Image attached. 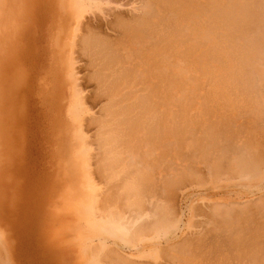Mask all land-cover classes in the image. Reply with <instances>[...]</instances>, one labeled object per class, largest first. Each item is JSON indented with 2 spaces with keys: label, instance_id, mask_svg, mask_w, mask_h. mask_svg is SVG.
<instances>
[{
  "label": "rangeland",
  "instance_id": "374dc122",
  "mask_svg": "<svg viewBox=\"0 0 264 264\" xmlns=\"http://www.w3.org/2000/svg\"><path fill=\"white\" fill-rule=\"evenodd\" d=\"M157 1H155V11L161 9L160 7L165 8L170 2H173L175 6L169 4L171 7L173 6L172 10L180 12L175 15V11V14L170 15L171 9L169 13L168 10L171 7H166L167 12L165 11L164 14L168 20L170 21L174 15V19L176 18V20L170 21V25H167L169 32H167V27H161L160 24H158L159 26L155 25L157 11L154 12L156 18L153 16L151 20V22L154 21L152 22L154 28L153 26L152 29L150 28V34L153 36V41L150 38L151 48L153 46L154 48L160 47V49L157 48V52H159L164 47H171L170 49L175 47L174 54L168 51L171 54L168 53L171 57H169L171 81L167 96V98L169 97L167 101H169L167 102L161 97L160 91L155 93L154 97L152 94L149 97L150 87L147 84H145L147 87L142 86L146 87L148 91H145L141 85L137 86L136 89L139 91L135 92L136 96L139 93H146V97H149L145 99L146 104L143 106V110L148 108V111L145 110V114L148 116L146 117L143 111L144 115L141 113L137 118L139 121L133 122L127 127L131 133L128 135V130L125 131L127 138L125 141L129 142L128 145L133 148L127 146L124 153L120 154V158L124 160L122 164H117L119 166L116 170L119 169L120 174L105 180L96 173L99 170L95 166L96 160L94 159L97 156L94 154L96 148L92 141L93 126H89L85 132L86 142L90 145L87 144L88 149L85 147L88 154H81L79 148L74 151L68 150L69 139L74 141L76 139L74 136H67L70 128L67 116L71 109L70 95L67 90L66 92L64 90L67 89V86L63 76L67 75V72L59 66L58 52L64 45L63 42H68L69 38L59 34L64 22L60 23L58 0H0V264H103V262H107L108 258L105 256L107 252L113 253L111 256L115 253L118 257L119 254L118 259L125 260L129 257L127 260L132 264H264V30L263 33L261 32L262 28L264 29V5H258L259 7L256 8L257 4L261 3L259 0H257L258 2L247 0L246 3L244 0H235L232 6L230 5L233 0H223L224 2L215 0V3L214 0H194L193 5L189 0H162L167 4L162 1L159 3L160 0ZM174 1H181L185 4L182 5L180 2V9L177 10ZM185 1L190 4L188 3L186 6ZM129 2L131 4L127 3L129 5L127 7H119V4L114 5L127 11L128 8L132 10V5L136 7L141 4L139 0H129ZM225 2H230L228 4L230 7L225 8L227 5V3L224 4ZM251 2H253L252 5H248ZM222 4H224L222 8L227 11L218 9L220 5L223 6ZM243 6L246 7L245 10L250 11H246V13ZM231 7L233 11L235 9L240 11L233 12L229 9ZM182 9L186 11L183 13V19L182 16H179L182 14ZM196 11L202 12V15L198 13L197 17ZM209 11H212L213 13H210L214 16L220 12L221 15L219 13L218 17L215 16L220 21L214 20V16H211ZM240 12L246 19L242 18ZM185 15L189 18L184 19ZM191 20H195L196 25L194 22L192 24ZM201 20L205 26L201 23L198 26L197 21L201 22ZM209 20L219 22H217L219 27L216 26L218 29L216 27L212 29L217 24L211 28L207 26L210 31L215 30L216 34L209 33V30L205 28L206 25H210V23L206 24ZM227 20L238 25L230 24ZM261 21H263L262 25ZM172 22L179 26H175ZM212 22L211 24H213ZM222 23L229 25V29H231V25L235 26L236 31L234 27L229 30V32L234 30L232 34L236 38L233 41L230 40L232 35H230L231 37L224 35L226 34L224 32L228 34V30L226 31L228 27ZM258 23H260L259 27L263 26L261 29L258 27ZM172 25L175 26V30L173 27L171 28ZM190 25L192 30L193 26H203L199 28L203 32L201 30V34L197 33L198 29L195 30V27V31H192L189 28ZM180 26L182 28L184 26L183 31L186 29L182 36L177 35L181 31ZM256 27L260 33L255 29ZM170 29L174 31L170 32ZM240 29L243 32V29L246 30V33L244 32L246 40L240 39L241 37L237 38L241 34H238ZM251 29L254 35L251 34ZM175 31L177 34H174ZM187 31L191 35L187 36V39H191V42L193 38L194 40L196 38L192 33H195V36L205 33L200 38L201 40L198 38L199 36L196 38L195 43L198 40V47L194 42H190L191 44L186 46L188 40L183 36L188 35ZM162 32L163 34L167 33L164 36ZM206 32L209 33L207 36L213 34L211 39L205 37ZM170 33L174 35L171 34L170 37ZM102 34L98 37L102 38ZM214 34L218 36L213 39ZM160 35L162 38H170L168 39L169 43L165 41L166 39H164L165 42L162 41ZM105 36L103 34V38ZM204 37L207 40H204ZM250 38L253 40L249 42L251 44H248L251 45L252 50L255 47L256 50H254L257 51L260 58L253 57L246 60L242 57L243 60L241 51L243 45H247L245 41ZM55 39L59 40L55 41ZM161 41L163 45H166L163 46ZM211 41L216 43L215 46ZM242 41H244L243 44ZM260 44L262 46H259ZM193 45L196 48H193ZM184 46L186 50L188 47H190L189 51L191 49L190 52L185 50L186 56L182 53L184 52L182 50L185 49ZM78 50L77 48V53L73 52L76 57L73 54L72 56L75 57L74 66H76L73 72H76L75 76L79 78L89 74V70L85 68L87 67L85 65L86 57H82ZM211 50L214 55H211ZM246 55L248 56V54ZM254 60H257L258 63ZM252 62H254V67H252ZM246 63L252 66L246 67ZM55 74H58L60 78L57 77L54 80ZM84 86L83 92H90L94 87L91 83H85ZM158 93L160 94L157 95ZM146 94L142 96L145 98ZM134 97L132 96L130 99L131 103L134 101ZM151 98H153L152 101ZM161 101L163 102L161 103ZM96 102L90 110L91 113H97L95 110L103 103L101 100ZM154 102L159 105L156 106ZM167 104L168 106L165 107ZM156 108L157 113L154 111ZM166 108L167 110H165ZM151 111L154 112L149 115ZM166 111L168 112L166 113ZM164 113H166L165 117H163ZM153 114H156V118H153ZM145 117L149 120H146ZM159 119L162 120L159 121ZM150 120L151 123L152 120H155L154 123L157 120L158 122L153 124L154 126H150L152 125L148 123ZM140 125L147 127L148 133L146 132L144 135L145 127ZM160 125L161 128H159ZM165 127L167 128L164 129ZM156 128H159L160 131ZM64 134L66 137L63 136ZM150 135L156 138H148ZM146 138L148 139L146 140ZM134 139H138L135 147L133 146L136 142ZM138 147L142 151L145 149L143 153L146 154L142 153L141 155L142 151L139 152ZM165 148L168 151L165 150L166 152L163 153ZM66 150L68 151L66 152ZM241 150L245 152L243 153ZM235 153L239 156L237 159ZM89 154H91L90 158L87 157ZM131 154L139 162L144 159V164L135 163V160L133 161L130 157ZM242 157L243 159L245 157V162L246 159L252 162L250 163L252 165L249 166L252 169H250L251 172L249 173V168L247 169L249 177L240 170L239 164L240 161H243ZM256 159L258 160L256 161ZM257 164L259 165L257 166ZM86 165L87 167L91 165V169ZM245 165L243 167L247 168L248 165ZM88 170L92 173V177L88 176ZM253 170L259 172L254 175ZM115 172L117 173V171ZM125 179H130L129 183L135 180L138 186L141 183L142 203L138 201L141 205L134 204L137 208L134 206L132 208V204H129L128 193L125 194V197L123 196L121 183L126 182ZM121 180L123 181L121 182ZM118 182H120L119 189H116ZM96 187L100 188L102 194ZM112 188L113 190H111ZM114 188L116 191L118 190V197L114 196L116 195ZM106 190L113 191L114 197H110ZM95 191L100 194L98 203L99 200H103V203L100 202L102 205L92 204L97 201L95 197L98 195H95L97 194ZM91 193H95L93 194L95 196H92ZM103 193L108 196H103ZM121 195L126 203L120 197ZM130 195L131 200L133 195ZM105 197L106 201L103 199ZM134 199L132 200L134 201ZM106 202L110 206L105 207L107 206ZM127 202L129 203L127 204ZM138 205H140L139 208ZM99 207L100 209H98ZM158 207L164 211L161 208L159 210ZM152 208L154 211L159 210L158 216L167 214L166 217L163 215L165 221L170 222L172 219V224L170 223L164 229H160L163 228L160 226L154 232L152 223L156 220V215L154 211H150ZM107 209L109 215L108 213L103 215ZM109 209H112V212L115 211L113 213L115 216L117 215L116 218L121 216L120 219L117 218L119 220L116 219L117 223L113 221L114 224H111L108 220L112 214ZM135 209L144 211V214H139V211H137L139 216L133 214L136 213ZM117 211H121L120 216L115 214L118 213ZM152 212L155 216L154 220L147 216V214L150 215L149 213L153 214ZM131 215L134 218L136 215L138 216L135 218V222L143 219L144 215L146 219L147 217L150 219L147 221L153 220L150 222L151 224L141 220L144 222L145 227H143L146 230L139 229L145 230L140 231L143 235L146 233L144 237L142 234L139 238V235L137 238L134 237L133 233L128 235V229L129 231L131 229L124 225L128 227L126 230L122 226L127 224V221L132 222V226L136 225ZM124 220L126 223L122 225L118 223V221L123 222ZM163 222L162 225L166 224ZM149 224L153 228L149 227ZM138 225L141 227L142 223ZM104 228L105 230H103ZM137 233L139 234V232ZM104 249H108L107 252ZM110 254L107 255L109 258ZM116 256H113L114 260L111 257L110 263H116ZM127 260H125L126 264H130ZM107 264H109V259Z\"/></svg>",
  "mask_w": 264,
  "mask_h": 264
},
{
  "label": "bare ground",
  "instance_id": "6f19581e",
  "mask_svg": "<svg viewBox=\"0 0 264 264\" xmlns=\"http://www.w3.org/2000/svg\"><path fill=\"white\" fill-rule=\"evenodd\" d=\"M132 1V0H131ZM139 1H141V4L140 5H138V6H140V7H138V6H131L132 7V10H131V8H128V9H126L127 11H124V9H122V8H119V7H127V6H129L131 3L129 2V0H58V3H59V9H60V12H59V17H60V23H62V22H64V25L61 27V29H60V33L59 34H61V36L62 37H68L69 39H68V42L66 43H64L63 42V44L64 45H62L61 46V48H60V51L58 52L59 53V58H60V60H59V66L62 68V70L63 71H66L67 72V75H64L63 77H64V81L66 82L65 84H66V86H67V89H64L65 90V92H66V90H67V92L69 93V95H70V100H69V103H70V105H71V109H70V111H69V113L67 114V116H68V120H69V122H70V128H69V131H68V133H67V136L68 137H70V136H74L75 137V139H76V141H74V140H72V139H69V143H67L68 144V150L69 151H74V150H76L77 148H79L80 149V151H81V154H83V155H85V153L86 154H88L87 153V149H88V145H89V143H87L86 142V137H85V132L87 131V129L89 128V126H93V128H94V133H93V144H94V148H96L95 150L97 151H95L94 152V154L98 157H95V155H93L95 158V162H96V164H95V166L97 167V169L99 170H97L98 172H96V170H94L99 176H102V178H104L105 180L106 179H112V178H114L115 176H116V174H117V176H118V174H120L118 171H119V169L118 170H116L117 169V166H119L120 164H122L123 163V161L124 160H122L120 157H121V153H124V151L126 150L125 149V147H130V145H128V144H130L129 142H126L125 140L127 139L126 138V130H128L127 129V127L129 126V125H132L131 123H133V122H137V121H139V119H137L138 117H140V115H141V113L144 111V114L146 113L145 112V110H147L148 108H145L144 110H143V106H145V104H146V100L145 99H148L149 97H150V95L152 94V96L155 94V93H157L158 91H160L161 93H162V95H161V97H163L164 99H165V101H167V99L169 98H167V96L169 95V93H168V91H169V89H170V86H169V82L171 81L170 80V62H169V54L170 53H173V51H174V48L173 49H170V48H167V47H164L163 49H162V51H160L159 50V52H157V48H159L160 49V47H157V48H154V46L151 48V42H150V38L152 39L153 38V36H151V34H150V32H151V29H152V26H153V24H152V22H154V21H152L151 22V20H152V18H153V16H154V12L156 13V11H157V18H156V16H154L155 18H156V24L155 25H158V24H160V26L161 27H164V28H168V31H167V29H166V31L167 32H169V27L167 26V25H170V21L171 20H173L174 19V16L175 15H178L180 12L178 11H176L175 9V11H176V14H175V11H173L172 10V8H173V6L171 7L169 4L171 3H169L168 4V6H166L167 8L170 6L171 8H169V10H168V13H169V11H170V9H171V11H170V15L172 14L173 15V13L175 14L174 16H173V18L169 21L168 20V17L167 16H165V14H164V12L166 11V7L163 9L162 7H160L161 9H159V7H158V9L159 10H157L156 9V11L154 10V8H155V1L156 0H139ZM159 1V0H158ZM157 1V2H158ZM161 1L162 0H160L159 1V3H161ZM167 1V0H166ZM166 1L164 2V1H162L163 3H166ZM171 1V0H170ZM173 1V0H172ZM177 1V0H176ZM176 1H174L175 3H176V7L175 8H177V10L178 9H180V2H176ZM183 1V0H182ZM195 1H197V0H195ZM212 1V0H211ZM217 1V0H216ZM221 2H224L223 0H220ZM226 1V0H225ZM235 0H233V2H231V5L230 6H232V3H235L234 2ZM245 1H247V0H244V2ZM253 1V0H252ZM255 1H257V0H255ZM254 1V3H256ZM259 1H261V3L259 4H257V6H256V8L257 7H259L260 5H264V2L262 3V0H259ZM264 1V0H263ZM186 2V1H185ZM189 2L192 4V2H194V0H189ZM189 2H186L187 4H186V6L188 5V3ZM230 2H225L224 4H226L227 3V5H225V8L226 7H230V6H228V4L230 3ZM243 2V1H242ZM258 2V1H257ZM129 5H128V4ZM179 3V4H178ZM182 3V5L183 4H185V3H183V2H181ZM189 3V4H190ZM214 3H215V0H214ZM217 3V2H216ZM246 3V2H245ZM252 3L253 2H251V3H248V5L249 4H251L252 5ZM111 4H119V7H117V6H113V5H111ZM158 4V3H157ZM167 4V3H166ZM166 4H164V5H166ZM174 3L172 2L171 3V5H173ZM177 4L179 5V8H178V6H177ZM195 4V3H194ZM220 4V3H219ZM224 4H222L223 6H221L220 5V7H218V9H223L222 7H224ZM161 5H163V4H161ZM163 5V6H164ZM193 5V4H192ZM235 5V4H234ZM242 3L240 4V6L242 7ZM259 5V6H258ZM174 6H175V4H174ZM219 6V5H218ZM244 6H245V4H244ZM243 6V7H244ZM182 7V6H181ZM249 7V6H248ZM252 7H254V6H252ZM263 7V6H262ZM182 8H184V7H182ZM224 8V9H225ZM233 8H235V7H233ZM239 8V7H238ZM245 8L246 7H244L243 9L245 10ZM250 8V7H249ZM255 8V7H254ZM261 8V7H260ZM185 9V8H184ZM184 9H182V11H181V15H179V16H182V19H183V13H186V11L184 10ZM221 10V11H225V10ZM229 9H231L232 11H233V9H232V7L231 8H229ZM248 9V8H247ZM136 11V12H134V11ZM243 10V11H244ZM260 10V9H259ZM258 10V11H259ZM214 11V10H213ZM227 11V10H226ZM235 12H237L238 13V11H240V10H238L237 11V9H235L234 10ZM233 11V12H234ZM247 10H245V12H246ZM248 11H250V10H248ZM247 11V12H248ZM251 11H252V9H251ZM257 11V12H258ZM167 12V11H166ZM165 12V13H166ZM197 12V11H196ZM204 12H206V11H204ZM203 12V13H204ZM210 12H212V11H209V14H211V16H214V15H212V13H210ZM216 12V11H215ZM246 12V13H247ZM256 12V11H255ZM168 13H167V15H168ZM178 13V14H177ZM195 13V12H194ZM193 13V14H194ZM198 13L199 14H201L200 12H197L196 14H194V15H196L197 17H198ZM218 13V15H215L216 17H218L219 16V13L220 12H217ZM208 14V13H207ZM208 14V15H209ZM223 14V13H222ZM242 13L240 12V15H241ZM248 14H250V13H248ZM247 14V15H248ZM169 15V17H171ZM189 15H191V14H189ZM188 15V16H189ZM202 15V14H201ZM220 15H221V13H220ZM238 15V14H237ZM240 15H238L239 16V19H241L242 20V18H245L244 16H243V14H242V18H240ZM214 16V20H216V19H218V18H216ZM177 17V16H176ZM187 16L185 15L184 16V19H188L189 17H187ZM210 17V16H209ZM220 17H222V16H220ZM219 17V18H220ZM181 18V17H180ZM180 18H177V19H180ZM199 18H202V17H200L199 16ZM213 18V17H212ZM170 19V18H169ZM182 19H180V20H182ZM209 19H211V18H209ZM227 19H228V17H227ZM246 19V18H245ZM264 19V18H263ZM174 20H176V18L174 19ZM219 20V19H218ZM223 20H225V19H223ZM229 20V19H228ZM227 20V21H228ZM241 20H240V22H241ZM179 21V20H178ZM211 20H209L206 24H209L210 23V25H206V29H208L209 30V33L210 32H212V33H215V30H211L210 31V28H211V26H213V25H215V24H217V22H212L213 24H211V22H210ZM220 21V20H219ZM226 21V23H228ZM233 21V20H232ZM243 21H244V19H243ZM247 21V20H246ZM169 22V23H168ZM185 22H187V21H185ZM191 23L192 22H194V24L196 25V22H195V20H191L190 21ZM198 22V26H199V24L201 23L202 25H204L205 26V23L203 24V21L201 20V22H199V21H197ZM236 22H238V21H236ZM235 22V23H236ZM240 22H238V23H240ZM262 22L263 21H261L260 23H261V25H262ZM174 25H175V23L174 22H172ZM180 23V22H179ZM219 23V22H218ZM225 23V24H226ZM230 23V22H229ZM231 23H233L234 24V22H231ZM230 23V24H231ZM247 23V22H246ZM257 23V22H256ZM260 23H258L257 25H258V27H259V24ZM152 24V25H151ZM189 24V23H188ZM193 24V23H192ZM191 24V25H192ZM223 24V23H222ZM221 24V26H223V25H225V24H223L222 25ZM244 24H245V21H244ZM150 25H151V27H150ZM178 24L176 23V25L175 26H177ZM181 25V24H180ZM184 25V24H183ZM187 25V24H186ZM190 25V27L189 28H191V30H192V26ZM227 25V24H226ZM234 25H238V24H234ZM256 25V24H255ZM255 25H254V27H255ZM260 25V29H261V27H263V26H261ZM264 25V24H263ZM102 26H104V27H102ZM159 26V25H158ZM174 26V27H175ZM179 26V25H178ZM187 26H189V25H187ZM198 26H193V30H194V27H195V30H197L196 32L197 33H200L201 34V30H199V28L200 27H203V26H200V27H198ZM207 26H209L210 28H207ZM216 26H218V24L217 25H215V26H213L212 27V29H215V27ZM220 26V27H221ZM157 27V26H156ZM160 27V28H161ZM173 27V25L171 26V28ZM173 27V29L175 30V28ZM197 27V28H196ZM219 27V26H218ZM224 28H227L226 29V31L228 30V34H227V32H224V33H226V34H224V35H232L233 36V34L232 33H234L233 31L234 30H232V32H229V30H231V29H233L232 27H234V29H235V26H230V28L231 29H229V25H227V27L226 26H223ZM222 27V28H223ZM237 27V26H236ZM247 27V26H246ZM249 27V26H248ZM247 27V28H248ZM151 28V29H150ZM153 28H154V26H153ZM183 28H184V26H183ZM181 26H180V34H177V30L175 31L176 33H174V34H177V35H181L182 36V34L186 31V29H184V31L182 30L183 29ZM247 28H245L246 30H247ZM157 29V28H156ZM162 29V28H161ZM172 29V30H173ZM176 29H177V27H176ZM204 29V28H203ZM216 29H218L217 27H216ZM238 29V28H237ZM245 29H243L244 30V32L246 33V30ZM255 29H257L258 30V28L256 27ZM254 29V30H255ZM162 30H164V29H162ZM171 29H170V32L172 31ZM173 30V31H174ZM188 30V29H187ZM190 30V29H189ZM190 30V32H192ZM194 30V31H195ZM241 30V29H240ZM252 30V29H251ZM250 30V31H251ZM263 28H262V33H263ZM160 31V30H159ZM178 31H179V29H178ZM200 31V32H199ZM205 31V30H204ZM207 31V30H206ZM235 31H236V29H235ZM238 31V30H237ZM242 31V30H241ZM239 32L238 34H240L239 35V37H237V38H240V39H242V40H246V37L244 36V32L242 31V32ZM247 31H249V30H247ZM259 31V30H258ZM155 32V31H154ZM167 32H165V33H167ZM182 32V33H181ZM202 32H203V30H202ZM252 33V35H254V33H253V30L251 31ZM257 32V31H256ZM255 32V33H256ZM101 33H103V34H105L106 36H108V38H106V36L103 38V34H102V38H101V36H100V38L98 37V35H101ZM153 33V32H152ZM164 33V34H165ZM173 33V32H172ZM172 33H170V37H171V34ZM196 33V34H197ZM208 32H206V35H205V37H207V39L210 37V39H211V36L213 35H211L210 34V36H207L208 34H207ZM243 33V34H242ZM249 34H250V32H248ZM259 33H260V31H259ZM162 34H163V32H162ZM163 34V35H164ZM169 34V33H168ZM174 34H172V35H174ZM187 34L188 35H186L185 34V36H183V38L185 39L186 38V40H188L187 39V36H189L190 34H189V32L187 31ZM205 34V33H204ZM204 34H202L201 36H199V35H196L195 36V33L193 34L192 33V35H194V37H198L199 39L200 38H202V36H204ZM216 34V33H215ZM215 34H214V37H212L213 39L214 38H216V36H218V35H216L215 36ZM218 34V33H217ZM258 34V33H257ZM57 35V34H56ZM153 35V34H152ZM167 35V34H166ZM235 35H236V33H235ZM243 35V36H242ZM162 35H160V37H161ZM165 36V35H164ZM191 36V35H190ZM238 36V35H237ZM57 37V36H56ZM55 37V38H56ZM60 37V36H59ZM110 37V38H109ZM167 37H168V35H167ZM204 37V38H205ZM228 37V36H227ZM231 37V36H230ZM234 37V38H233ZM230 40H232L233 41V39H235L236 37L235 36H233ZM245 37V38H244ZM253 38H254V36H252ZM251 37V38H252ZM58 38V37H57ZM162 38V37H161ZM189 38V37H188ZM191 38V37H190ZM193 38V37H192ZM196 38H195V40H196ZM248 38V37H247ZM251 38L250 39H247V41H245L246 43L245 44H247V45H243L242 47H240V48H242L241 50L243 51H241V58L243 57V58H245L246 60H247V58H256V57H258V58H260L259 56H258V53H256L255 52V47H254V51L252 50V48H251V45H249V44H251V43H249V42H252V40H251ZM163 40L162 41H164V39H166V37L165 38H162ZM168 39H170V38H168ZM168 39H166L165 41H168ZM206 38L204 39V40H207ZM210 39H209V41H210ZM58 41L59 39H55V41ZM66 40V39H65ZM157 40V39H156ZM195 40H194V38H193V40H192V42H191V39H189L188 40V42H186V43H188V45H186V46H189V43L191 42V43H195ZM201 40V39H200ZM152 41H153V39H152ZM161 41V42H162ZM164 41V42H165ZM170 41V40H169ZM169 41H168V43H169ZM184 41V40H183ZM215 41V40H214ZM214 41H211V42H214ZM235 41V40H234ZM176 42V41H175ZM185 42V41H184ZM216 42V41H215ZM213 43V45L215 46V44L216 43ZM243 42L244 41H242V44H243ZM255 42V41H254ZM158 43H160V42H158ZM167 43V42H166ZM177 43V42H176ZM190 43V44H191ZM197 43V44H196ZM196 43H195V45H197V47H198V40L196 41ZM200 43V42H199ZM249 43V44H248ZM152 44H153V42H152ZM155 44V43H154ZM183 44V43H182ZM67 45H69V47H67ZM162 45H163V42H162ZM164 45H166V44H164ZM163 45V46H164ZM167 45H169V44H167ZM195 45H193V48H196V47H194ZM203 45V44H202ZM211 45V44H210ZM209 45V46H210ZM240 45V44H239ZM169 46H171V45H169ZM214 46H213V48H214ZM247 46V47H246ZM248 46H250V47H248ZM259 46H262L261 44L259 45ZM75 47H76V51H75ZM192 47V46H191ZM210 47H212V45L210 46ZM73 48V49H72ZM77 48L80 50V52H79V50H78V52L79 53H81L82 55V57L84 56V57H86V59H87V62H86V66L87 67H85L87 70H89V74H86V75H83L82 77H77V76H75V73L73 72L74 71V69H75V67L76 66H74V63H75V55H74V53L73 52H76L77 53ZM154 48V49H153ZM183 48H185V46L183 47ZM188 48H190V47H188ZM187 48V50L189 51V49ZM213 48H211V49H213ZM251 50H250V49ZM169 49V50H168ZM215 49V48H214ZM74 50V51H73ZM171 50V51H170ZM182 50V49H181ZM186 50V48L184 49V50H182V51H184V52H182L183 54H185V52L187 51H185ZM248 50H250V51H248ZM170 53H169V52ZM187 51V52H188ZM190 51H191V49H190ZM189 51V52H190ZM193 51V50H192ZM233 51V50H232ZM236 51V50H235ZM240 51V50H239ZM247 51V52H246ZM176 51H174V53H175ZM179 52H181L180 50H179ZM211 52H212V54L211 55H214L213 54V50H211ZM253 52V53H252ZM169 53V54H168ZM173 53V54H174ZM182 53H181V56H182ZM214 53H215V51H214ZM233 53V52H232ZM243 53H245V54H243ZM72 54L75 56V57H73L72 56ZM207 54V53H206ZM230 54V53H229ZM228 54V55H229ZM235 54V53H234ZM239 54V53H238ZM246 54H248V56L246 55ZM249 54H250V56H249ZM171 55V54H170ZM187 54H185V56H186ZM190 55V54H189ZM197 55V54H196ZM215 55H216V53H215ZM240 55V54H239ZM238 55V56H239ZM252 55V56H251ZM257 55V56H256ZM180 56V57H181ZM233 56V55H232ZM236 56V55H235ZM246 56V57H245ZM79 57H80V55H79ZM175 57V56H174ZM183 57H184V55H183ZM192 57V56H191ZM197 57V56H196ZM227 57V56H226ZM231 57V56H230ZM234 57V56H233ZM240 57V56H239ZM171 58V57H170ZM184 58H186V57H184ZM189 58H190V56H189ZM213 58V57H212ZM240 58V60H242ZM235 59V58H234ZM239 59V58H238ZM257 59V58H256ZM186 60V59H185ZM184 60V61H185ZM216 60H218V59H216ZM244 60V59H243ZM242 60V61H243ZM246 60H245V62H246ZM260 60H263V59H260ZM260 60H258V61H260ZM222 61H223V59H222ZM250 61V60H249ZM253 61V60H252ZM257 62V60H254V62ZM186 62V61H185ZM238 62H240L239 60H238ZM254 62H252V64H253V66L252 65H247L248 63H246V67H248V66H252V67H254ZM251 63V62H250ZM258 63V62H257ZM241 64V63H240ZM257 65H259V64H257ZM244 66H245V63H244ZM89 68V69H88ZM236 68V67H235ZM258 68H259V66H258ZM78 69V68H77ZM250 69V68H249ZM251 69H253V68H251ZM213 70V69H212ZM254 70V69H253ZM91 71V72H90ZM238 71V70H237ZM256 71H257V69H256ZM263 72V71H262ZM258 73H259V70H258ZM256 76V75H255ZM57 77L58 78H60V76L58 75V74H55L54 75V80L55 79H57ZM211 77V76H210ZM260 78V77H259ZM223 79H225V78H223ZM253 80V79H252ZM59 81V80H58ZM211 81V80H210ZM234 81V80H233ZM16 84L18 83L17 82V80H16V82H15ZM85 83H91V84H93V89L90 91V92H83V90H84V88H83V86L85 85ZM234 83V82H233ZM243 83V82H242ZM145 84H147V86L148 87H150V92H148V94H149V97H146L147 96V94L146 93H137L138 95L136 96V94H135V92H138L139 90L138 89H136L137 88V86L139 85H145ZM223 84V83H222ZM241 84V83H240ZM255 84H256V82H255ZM142 86V87H143ZM146 86V85H145ZM146 86V87H147ZM227 86V85H226ZM85 87V86H84ZM146 87H143V88H145V91H148V90H146ZM173 87V86H172ZM180 87H181V85H180ZM246 88H248V87H246ZM264 88V87H263ZM139 89H140V87H139ZM243 89V88H242ZM189 90H190V88H189ZM231 91V90H230ZM143 92V91H142ZM257 92V91H256ZM244 93V92H243ZM141 94V95H140ZM144 94H146L145 95V98L142 96V95H144ZM160 93H158L157 95H159ZM68 95V96H69ZM134 95H135V97H134ZM132 96L134 97L133 99H134V101H135V103H133L134 101H132V103L130 102V99H132ZM154 97V96H153ZM158 97V96H157ZM157 97H156V99H157ZM180 98V97H179ZM152 99L153 98H151V101H152ZM158 99H160V98H158ZM235 99V98H234ZM98 100H101L103 103H101L100 105V107L98 106H96L98 109L97 110H95V111H97V113H94V112H92L91 113V111L90 110H92V108L95 106L94 104H95V102L96 101H98ZM163 100V99H162ZM188 100V99H187ZM148 101V100H147ZM150 100H149V102L152 104V102H151ZM154 101H156L155 99H154ZM169 101V100H168ZM167 101V102H168ZM190 101V100H189ZM193 101V100H192ZM160 102V101H159ZM163 101H161V103H162ZM191 102V101H190ZM148 103V102H147ZM155 103V102H154ZM201 103V102H200ZM251 103V102H250ZM96 104H98L97 102H96ZM135 104V105H134ZM149 104V103H148ZM147 104V105H148ZM157 103H155V105H156ZM146 105V106H147ZM155 105H151V106H155ZM159 105V104H158ZM158 105H156V106H158ZM226 105V104H225ZM149 107H150V104L148 105ZM155 106V107H156ZM162 106V105H161ZM168 106V104L167 105H165V107H167ZM164 107V106H163ZM216 107V106H215ZM241 107V106H240ZM264 107V106H263ZM153 109H154V107H152ZM225 108V107H224ZM153 109H151V110H153ZM223 109V108H222ZM158 110H159V108H158ZM164 110V109H163ZM165 110H167V108L165 109ZM165 110H164V112H165ZM148 111V110H147ZM156 113H157V108H156V110H154ZM154 111H151L150 113H149V115L151 114L152 115V112H154ZM174 111V110H173ZM179 111V110H178ZM212 111V110H211ZM168 111H166V113H167ZM177 112V111H176ZM204 112V111H203ZM220 112V111H219ZM223 112V111H222ZM225 112V111H224ZM159 113V112H158ZM166 113H164V115H163V117H165V114ZM175 113V112H174ZM186 113V112H185ZM230 113V112H229ZM237 113V112H236ZM239 113V112H238ZM95 114H97L96 116H95ZM143 114V113H142ZM143 114V115H144ZM160 114V113H159ZM223 114V113H222ZM244 114V113H243ZM154 116H153V118H156V114H153ZM162 115V114H161ZM247 115V114H246ZM253 115V114H252ZM145 116L147 117L148 115H146L145 114ZM180 116V115H179ZM222 116V115H221ZM237 116V115H236ZM145 117V118H146ZM158 117V116H157ZM244 117V116H243ZM247 117V116H246ZM150 118H151V116H150ZM159 118V117H158ZM164 119V118H163ZM146 120H149V118H146ZM162 119H159V121H161ZM165 120V119H164ZM153 121H155V120H152V123H151V120L148 122L149 124H152V125H150V126H154L153 124H156V122H158V120L154 123ZM160 123H162V122H160ZM167 123V122H166ZM134 125H136V124H134ZM144 125V124H143ZM143 125H140V126H143ZM166 125V124H165ZM137 127H138V125H137ZM145 126H143V128H144ZM156 127H158V126H156ZM139 128H141V127H139ZM147 127H145V129H144V135L146 134V132L148 133V130L146 129ZM152 128H154V127H152ZM159 128H161V125H160V127ZM158 128V129H159ZM167 127H165L164 129H166ZM157 129V128H156ZM157 129V130H158ZM241 130V129H240ZM154 131H156L155 130V128H154ZM158 131H160V130H158ZM232 131V130H231ZM129 132V133H128ZM128 135H130V133H131V131H129L128 130ZM157 132V131H156ZM143 133V132H142ZM249 133V132H248ZM156 134V133H155ZM143 135V134H142ZM260 135V134H259ZM64 137H66V135L64 134L63 135ZM205 136H206V134H205ZM208 136V135H207ZM137 137V136H136ZM135 137V138H136ZM153 137V136H152ZM151 137V135H150V137H148V138H152ZM132 138V137H131ZM148 138H146V140L148 139ZM153 138H156L155 136L153 137ZM152 138V139H153ZM135 140V139H134ZM138 140V139H137ZM137 140H135L136 142L134 143V147H135V144L137 143ZM151 140V139H150ZM155 140V139H154ZM166 140V139H165ZM92 141L90 142L91 144H92ZM149 141V140H148ZM153 141V140H152ZM156 141H159V139L157 140L156 139ZM161 141V140H160ZM252 141V140H251ZM138 142H141V141H138ZM154 142V141H153ZM132 143V142H131ZM88 144V145H87ZM141 143H139V145H140ZM144 144V143H143ZM193 144V143H192ZM204 144V143H203ZM86 145V146H85ZM138 145V144H137ZM145 145H146V143H145ZM254 145H256V144H254ZM90 146V145H89ZM141 146V145H140ZM147 146V145H146ZM193 146V145H192ZM85 147H87V149L85 148ZM148 147V146H147ZM167 147V146H166ZM130 148H133L132 146L130 147ZM141 148H142V146H141ZM150 148H152V147H150ZM156 148V147H155ZM237 148V147H236ZM189 149V148H188ZM220 149V148H219ZM227 149V148H226ZM68 150H66V152L68 151ZM132 150H134V149H132ZM138 150H139V147H138ZM138 150L136 149V151L138 152ZM141 150V149H140ZM139 150V152H141ZM145 150V149H144ZM143 150V151H144ZM164 151H163V153L164 152H166L165 150H167L166 148L165 149H163ZM258 150V149H257ZM130 152H132L131 150H129ZM143 151L141 152V155H142V153H143ZM151 151V150H150ZM153 151V150H152ZM161 151V150H160ZM168 151V150H167ZM236 151H237V149H236ZM242 151V150H241ZM259 151V150H258ZM89 152V151H88ZM91 152V151H90ZM89 152V153H90ZM134 152H135V150H134ZM243 153L245 152V151H242ZM241 152V153H242ZM125 153H127V152H125ZM147 153H148V151H147ZM162 153V154H163ZM228 153V152H227ZM73 154H74V152H73ZM137 154V153H136ZM144 154H146V153H143V155ZM236 154V153H235ZM82 155V156H83ZM194 155V154H193ZM239 155V154H238ZM89 156H91V154H89L87 157L88 158H90ZM139 156V155H138ZM157 156V155H156ZM164 156V155H163ZM236 156H237V154H236ZM235 156V157H236ZM242 156V155H241ZM246 156V155H245ZM86 157V158H87ZM130 157L132 158V160L134 161L135 160V163L136 162H138V163H142V164H144L143 162H144V159H143V161H142V156H141V160H140V162H139V160H137L136 158H135V156H133L132 154L130 155ZM239 156H237L236 157V159L238 158ZM249 157V156H248ZM256 157V156H255ZM147 159V158H146ZM146 159H145V161H146ZM220 159V158H219ZM240 159H241V157H240ZM242 159H243V157H242ZM89 161H90V159H88ZM98 160V161H97ZM191 160V159H190ZM258 159H256V161H257ZM132 161V162H133ZM166 161V160H165ZM238 161V160H237ZM236 161V163H238ZM244 161V162H243ZM243 161L241 162L240 161V170H241V172L242 173H246L247 175H248V177H249V173L251 172V168L249 167V166H251L252 164H250V163H252V162H249V161H251V160H247L246 159V162H245V157H244V159H243ZM247 161H248V163L250 164H248L247 163ZM256 161H255V163H256ZM97 162H98V165H97ZM229 162V161H228ZM254 162V161H253ZM263 162V161H262ZM86 163L88 164V162H87V159H86ZM137 163V164H138ZM168 163V162H167ZM243 165H242V164ZM255 163H253V165L255 166ZM257 163H259V162H257ZM89 164H90V162H89ZM117 164H119V165H117ZM152 164V163H151ZM245 164H247L248 165V167L246 168V167H243ZM260 164V163H259ZM259 164H257V166L259 165ZM78 165V164H77ZM91 166V165H90ZM90 166H88L89 167V169H91V167ZM94 166V167H95ZM122 166V165H121ZM120 166V167H121ZM236 166H238V165H236ZM246 166V165H245ZM85 167V166H84ZM86 167H87V165H86ZM87 167V168H88ZM73 168H74V165H73ZM72 168V169H73ZM124 168V167H123ZM243 170H242V169ZM249 168V169H248ZM254 168V167H253ZM256 168V167H255ZM258 168V167H257ZM249 170V173H247L248 172V170ZM251 169V170H250ZM247 170V171H246ZM254 170H256V169H254ZM253 170V171H254ZM115 171H117V173L115 172ZM88 176H93V175H91L92 173L90 172V170H88ZM240 171H239V173H241ZM257 171H254L253 172V174L255 175V173H256ZM259 172V171H258ZM257 172V173H258ZM90 174V175H89ZM112 175H113V177H112ZM246 175V176H247ZM254 175H252V176H254ZM245 176V177H246ZM257 176V175H256ZM90 177V178H91ZM242 177V176H241ZM89 178V179H90ZM243 178V177H242ZM252 179V178H251ZM91 180V179H90ZM126 180V179H125ZM143 180H145V179H143ZM108 181V180H107ZM123 180H121V182H122ZM128 181V182H127ZM129 181H130V179L129 180H126V182H124V183H121V189L123 188V192H124V195L122 194L123 192H121V194L125 197V194H129V196H127V197H129L128 199H129V202H127V204L129 203V204H132L131 206H132V208H137L136 206H134V204H140V203H142V198H141V193L143 192L142 190L143 189H141V183H139L140 185L138 186V184H137V182L135 181V180H133L132 182H130L129 183ZM169 181H172V180H169ZM114 183H115V181H113ZM92 183L94 184V182H93V179H92ZM91 183V184H92ZM108 183V182H107ZM113 183V184H114ZM119 184H120V182H118V187L116 186L115 188L117 189H119ZM95 185H96V183H95ZM94 185V186H95ZM106 185V184H105ZM92 187V186H91ZM90 187V188H91ZM114 188V189H115ZM93 189H94V187H93ZM92 189V190H93ZM96 189H98L97 187H96ZM116 189H115V193H116V195H114V196H117V195H119L117 192H118V190L116 191ZM162 189V188H161ZM111 190H113V188L111 189ZM111 190H109V192L107 191L106 193L108 194V195H110V197H114L113 196V194H114V192L113 191H111ZM120 191H122V190H120ZM97 191H95V193H96ZM98 192L100 193V194H102L101 193V191H100V188L98 189ZM97 192V194H95V193H91L92 194V196H95V195H98L97 197H95V198H97L96 200V202L94 201L92 204H94V205H98V204H101V203H103L102 201L103 200H99V203H98V198H100L99 197V193ZM111 192H112V194H111ZM93 194H95V195H93ZM105 195V193H103V196H108V195ZM130 194H132L133 195V197H132V199H134V197H135V199H134V201L131 199L130 200V198H131V195ZM143 194V193H142ZM112 195V196H111ZM122 195L120 196L124 201H125V199L122 197ZM150 196H152V195H150ZM110 197H109V199H110ZM118 197V196H117ZM127 197H126V200H127ZM83 198H84V196H83ZM92 198H94V197H92ZM108 198V197H107ZM140 200H139V199ZM85 199V198H84ZM105 201L107 200L106 199V197L105 198H103ZM82 201V200H81ZM88 201V200H87ZM113 201V200H112ZM111 201V202H112ZM140 203H139V202ZM101 202V203H100ZM110 202V203H111ZM116 202H118V201H116ZM115 202V203H116ZM133 202V203H132ZM135 202V203H134ZM89 203V202H88ZM96 203V204H95ZM107 203V202H106ZM105 203V205H107V206H105V207H108V205L110 206V204L109 203H107L106 204ZM113 203V202H112ZM112 203H111V205H112ZM114 203V204H115ZM125 203H126V201H125ZM94 205H92L94 208H96ZM102 205V204H101ZM141 205V204H140ZM140 205H138V208H139V206ZM92 206H90V207H92ZM100 206V205H99ZM104 206V205H103ZM127 206H129V205H127ZM134 206V207H133ZM158 206V205H157ZM156 206V207H157ZM165 206V205H164ZM92 207V208H93ZM98 207V206H97ZM101 207V206H100ZM100 207L98 208V209H100ZM130 207V206H129ZM93 208V209H94ZM115 208V207H114ZM141 208V207H140ZM161 208V207H160ZM160 208L158 207V209L160 210ZM93 209H91L92 211H93ZM113 209V208H112ZM112 209L110 210L109 209V211H110V213H112V214H110L111 216V219H110V217L108 218V220H110V223L112 224H114V222L113 221H117V220H119L120 219V215L119 214H121V211H117L118 213H115V214H118L120 217H117V218H119V219H117L116 218V216L114 215V213L113 212H115L116 211V208H115V211H113L112 212ZM157 209V208H156ZM162 209V208H161ZM119 210H121V209H119ZM134 210V209H133ZM145 210V209H144ZM158 210V211H159ZM163 210V209H162ZM161 210V211H162ZM168 210V209H167ZM123 211V210H122ZM129 211V210H128ZM131 211H132V209H131ZM131 211H129V212H131ZM137 211H139V214L140 213H143L144 214V211L142 212V211H140V210H137V209H135V212L136 213H133V214H137L138 216H139V214L137 213ZM150 211H154V209L152 208V210H150ZM158 211L157 210H155L154 211V213H155V215H156V217L158 216ZM160 211V212H161ZM164 211V210H163ZM103 212V211H102ZM132 212H134V211H132ZM157 212V213H156ZM105 213V214H104ZM107 213H108V209H107V211L106 212H103V215H107ZM124 213V212H123ZM122 213V215L124 216V214ZM146 213V212H145ZM153 213V212H152ZM154 213L153 214H151V213H149L150 215H148L147 214V216L150 218V217H152L151 219H153L155 216H153L154 215ZM91 214V213H90ZM92 214H93V212H92ZM132 214V213H131ZM143 214H141V215H143ZM87 215V214H86ZM89 215V214H88ZM108 215H109V213H108ZM114 215V216H113ZM135 216V218L136 217H138V216ZM140 215V216H141ZM152 215V216H151ZM167 216V214L165 215V214H162V216H158L157 218L155 217V221L153 222V220H151L153 223H152V225H154L153 227H154V232H156L155 230L158 228V227H160V226H163V228H160V229H164L167 225H169L171 222H172V219H171V221L170 222H168V224H167V222L165 221L166 219H165V217ZM114 218H113V217ZM126 216V215H125ZM129 216V215H128ZM132 216V215H131ZM133 218H134V216H132ZM130 218L131 220L133 219V218ZM146 216L144 215V218L143 219H145V220H143V219H140L139 221H140V223H142V226L140 227V225H138V224H140L139 223V221L138 222H135L136 220H135V218H134V222H135V224L136 225H133L132 226V222L130 223L129 221H127V224H123V223H126L125 222V220L123 221V222H120V221H118V223H120L122 226H128L131 230L129 231V229H128V235L129 234H132L133 233V236L135 237L136 236V238H137V235H139L138 236V238L140 237V234H142V232L143 231H145L146 229L144 228L145 226H144V222L145 221H147L149 218L147 217V219L145 218ZM114 220H113V219ZM123 218V217H122ZM126 218V217H125ZM117 219V220H116ZM170 219V218H169ZM168 219V220H169ZM107 220V221H108ZM129 220V219H128ZM141 220L142 221H144V222H141ZM150 220V219H149ZM93 221V220H92ZM151 221H147V222H151ZM164 221V222H163ZM109 222V221H108ZM166 223V224H164V225H162L161 223ZM93 223V222H92ZM117 223V222H116ZM129 224V225H128ZM130 224H131V226H130ZM151 224V223H150ZM149 224V225H150ZM172 224V223H171ZM175 224V223H174ZM97 225V224H96ZM117 225V224H116ZM146 225V224H145ZM152 225H150L149 227H151V228H153L152 227ZM114 226V225H113ZM124 226V227H125ZM144 226V227H143ZM99 227V226H98ZM110 227V226H109ZM128 227H125L126 228V230H127V228ZM131 227H133L134 229H132ZM143 227V228H142ZM171 227V226H170ZM97 228V227H96ZM139 228H141V229H145V230H141V229H139ZM167 228H169V227H167ZM95 229V228H94ZM100 229V228H99ZM107 229V228H106ZM112 229H114V228H112ZM139 229V230H138ZM160 229H158V230H160ZM98 230V229H97ZM103 230H105V228L103 229ZM133 230V231H132ZM138 230V231H137ZM147 230L149 231V229L147 228ZM114 231V230H113ZM120 231V230H119ZM132 231V232H131ZM140 231H142V232H140ZM152 231V230H151ZM103 232H106V231H103ZM131 232V233H130ZM137 232H139V234L137 233ZM150 232V231H149ZM109 233V232H108ZM111 233V232H110ZM120 233V232H119ZM122 233V232H121ZM137 233V234H136ZM115 234V233H114ZM117 234V233H116ZM146 234V233H145ZM144 234V235H145ZM148 234V233H147ZM127 235V236H128ZM143 235V234H142ZM144 235H143V237H144ZM115 238V237H114ZM121 238V237H120ZM130 240V239H129ZM134 240H135V238H134ZM131 242V241H130ZM136 242V241H135ZM103 246V245H102ZM100 248V247H99ZM98 248V249H99ZM105 248V247H104ZM101 249H102V247H101ZM108 250V249H107ZM107 250H105L104 249V251L105 252H107ZM103 251V252H104ZM104 252V253H105ZM104 253H103V256H104ZM93 254H97V253H93ZM108 254H110V253H108L107 252V255ZM113 254V253H112ZM112 254H110V256L112 255ZM100 255V254H99ZM106 255V253H105V256L109 259V264H112V263H110V260H114V258H113V256L115 255L116 256V254L114 253V255L113 256H111L112 257V259H111V257L109 258L108 256ZM97 256V255H96ZM104 256V257H105ZM122 257V256H121ZM116 259V263H115V261H114V263L115 264H117V263H119V261L120 260H122L121 262L124 264H126V262H125V260H127L126 258H125V260L124 259H118L119 258V254H118V257L116 256L115 257ZM106 259V258H105ZM108 259H107V262L105 261V262H103V264L104 263H108ZM124 261V262H123ZM128 262H130V264H132L131 263V261H129V260H127ZM119 263V264H122V263ZM128 264V263H127Z\"/></svg>",
  "mask_w": 264,
  "mask_h": 264
}]
</instances>
